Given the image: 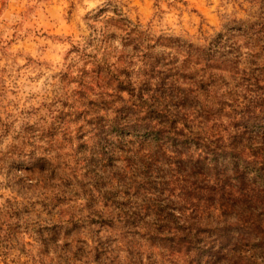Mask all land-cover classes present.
<instances>
[{"label":"clouds","instance_id":"9594fccd","mask_svg":"<svg viewBox=\"0 0 264 264\" xmlns=\"http://www.w3.org/2000/svg\"><path fill=\"white\" fill-rule=\"evenodd\" d=\"M0 264H264V0H0Z\"/></svg>","mask_w":264,"mask_h":264}]
</instances>
